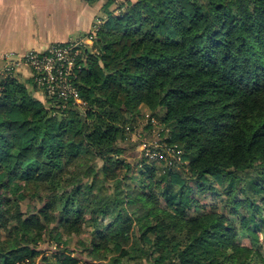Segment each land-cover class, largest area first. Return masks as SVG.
I'll list each match as a JSON object with an SVG mask.
<instances>
[{
	"label": "trees",
	"instance_id": "obj_1",
	"mask_svg": "<svg viewBox=\"0 0 264 264\" xmlns=\"http://www.w3.org/2000/svg\"><path fill=\"white\" fill-rule=\"evenodd\" d=\"M109 5L97 51L78 57L81 106L55 115L17 75L1 76L0 221L3 209L20 210L25 180L48 192L47 222L78 230L91 212L112 221L116 241L94 243L106 259L91 264H264V0ZM140 106L157 149H180L182 163L122 154L118 140L130 139ZM202 193L218 195V206L207 210ZM49 208L59 210L52 220ZM17 222L24 230L0 242V264H27L39 251L40 219Z\"/></svg>",
	"mask_w": 264,
	"mask_h": 264
},
{
	"label": "rangeland",
	"instance_id": "obj_2",
	"mask_svg": "<svg viewBox=\"0 0 264 264\" xmlns=\"http://www.w3.org/2000/svg\"><path fill=\"white\" fill-rule=\"evenodd\" d=\"M119 9V8H118ZM94 44V42H93ZM92 44V45H93ZM94 46V45H93ZM96 48H92L91 52H96ZM1 80V79H0ZM23 81V80H21ZM33 84V83H32ZM28 86V90L32 93L34 97L39 98L48 108H53V114H60L62 110L64 111V106L62 103L54 104L52 103L48 97L44 94L41 89L32 86ZM68 107H65V110ZM135 112V111H134ZM137 115H134L135 119H137L134 124L130 139H119L118 144L124 148V152L122 153L124 156L129 157L132 160H136L141 156V151H144V147H146L147 142H151L156 139V137H149L147 133L149 132V123L148 118H146V114H150L149 110L144 106L138 107L136 111ZM141 116V117H140ZM138 117V118H137ZM157 119V118H156ZM158 121V122H157ZM157 124L156 128L151 129V133L153 135H159L161 132V126L159 124V119L155 121ZM154 131V133H153ZM169 129L165 127V135L164 140L168 136ZM139 144V145H138ZM148 152V151H147ZM96 175V176H95ZM96 178L97 180H101L100 182H104L101 174H94L92 178ZM91 178V179H92ZM147 182L148 180L145 179ZM94 183V182H93ZM217 183V180L215 181ZM21 186L18 191L25 193V199L21 202V208L17 211V206H14L10 212L7 214V209H2L4 211V215L9 216L7 220L0 221V242L8 239V233L14 230L19 232L18 238L19 240L20 233L23 232L22 223L17 222L18 219L23 218V216H32L34 215L36 219H40L41 224H43V229L37 233H31L30 236L33 238L37 237L38 242L35 244L38 248L37 254L31 257H25V261L27 264H63L62 260H65V256H71L75 258L76 261H71L69 264H91L93 262H100L106 258H102V252L93 253L94 243L100 242L101 244H108L116 241L115 237H112L115 232L113 231L115 225L112 221L104 219L102 222L99 221V217L97 214L91 212L86 213L84 217L81 219L82 221L78 224V230H70L66 219H54V221L47 222V219H44L41 214H39V210L46 204L49 200L48 192L42 190L45 187H37L35 184H31L30 187H26L25 180L20 181ZM218 184V183H217ZM53 185L50 184L49 187ZM5 194L9 193L8 189L5 188ZM200 201L205 205V208L212 209L218 206V201L220 200L218 195H214L213 193H202L197 196ZM219 205L221 206L220 202ZM59 212L58 209L54 210L52 208L48 209V213L51 214L48 216L49 220H52L56 217V214ZM71 214V212H69ZM17 228V229H16ZM259 231L260 240L263 241L262 249L264 252V230L256 229ZM72 231V232H71ZM13 235V234H12ZM110 236L111 238H108ZM23 238L22 240H24ZM255 242L254 240H252ZM252 241L250 238H243L244 243L251 244ZM62 253L64 256H58ZM105 254V253H104Z\"/></svg>",
	"mask_w": 264,
	"mask_h": 264
},
{
	"label": "crops",
	"instance_id": "obj_3",
	"mask_svg": "<svg viewBox=\"0 0 264 264\" xmlns=\"http://www.w3.org/2000/svg\"><path fill=\"white\" fill-rule=\"evenodd\" d=\"M128 1L0 0V79L5 53L15 58L28 50L43 51L52 44L87 36L98 20H106L107 3L110 10L119 11ZM17 77L32 84L27 66L19 68Z\"/></svg>",
	"mask_w": 264,
	"mask_h": 264
},
{
	"label": "built area",
	"instance_id": "obj_4",
	"mask_svg": "<svg viewBox=\"0 0 264 264\" xmlns=\"http://www.w3.org/2000/svg\"><path fill=\"white\" fill-rule=\"evenodd\" d=\"M102 20H98L87 36H81L65 43L52 44L43 51L28 50L21 56L11 57L12 53H5V65L1 74L15 76L22 66L30 68L31 76L38 87L49 99L60 102L65 107L69 105L81 106L84 101L80 95L77 85L79 72L82 71L83 64L79 58L83 53L82 60L85 61V50L91 52L94 39L102 25ZM145 154L150 158L164 157L169 164L182 163L181 150L171 146L166 151L157 149L161 143L158 140L147 142ZM148 151V152H147Z\"/></svg>",
	"mask_w": 264,
	"mask_h": 264
}]
</instances>
